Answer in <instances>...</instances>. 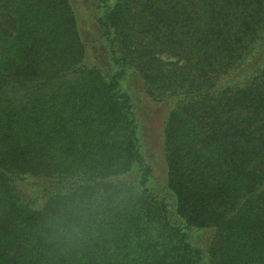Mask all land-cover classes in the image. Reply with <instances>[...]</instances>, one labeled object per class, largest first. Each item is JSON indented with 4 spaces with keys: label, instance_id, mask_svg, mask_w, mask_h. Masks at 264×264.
<instances>
[{
    "label": "trees",
    "instance_id": "16d2710c",
    "mask_svg": "<svg viewBox=\"0 0 264 264\" xmlns=\"http://www.w3.org/2000/svg\"><path fill=\"white\" fill-rule=\"evenodd\" d=\"M100 1L0 0V264H264V0Z\"/></svg>",
    "mask_w": 264,
    "mask_h": 264
},
{
    "label": "rangeland",
    "instance_id": "374dc122",
    "mask_svg": "<svg viewBox=\"0 0 264 264\" xmlns=\"http://www.w3.org/2000/svg\"><path fill=\"white\" fill-rule=\"evenodd\" d=\"M76 7L77 12L81 15L89 17L88 21L93 27V16L99 10L100 0H70ZM92 17V18H91ZM91 27V28H92ZM163 104V105H162ZM150 102L146 106L141 105L139 110L140 120L142 121V135L145 137V153L149 157V161L153 165V174L155 180L161 175L162 170V149L161 143L156 138L157 130L162 119L166 116L167 109L164 103ZM158 125V127H156Z\"/></svg>",
    "mask_w": 264,
    "mask_h": 264
}]
</instances>
